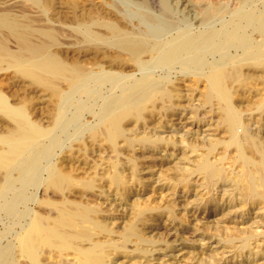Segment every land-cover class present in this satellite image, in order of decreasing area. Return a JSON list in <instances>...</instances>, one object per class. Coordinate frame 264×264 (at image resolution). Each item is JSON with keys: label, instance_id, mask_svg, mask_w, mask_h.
Masks as SVG:
<instances>
[{"label": "bare ground", "instance_id": "obj_1", "mask_svg": "<svg viewBox=\"0 0 264 264\" xmlns=\"http://www.w3.org/2000/svg\"><path fill=\"white\" fill-rule=\"evenodd\" d=\"M225 1H208L199 21L206 26L219 21L220 28L193 34L177 30L164 0L159 14L148 11L146 2L126 9L124 0H0V71L10 69L11 78L27 80L35 94L45 92L47 99L44 118L39 117L30 101L11 103L0 87V212L14 215L15 225L29 215L14 246L0 255V264H10L13 257L14 264H114L118 253L134 259L151 253L160 239L146 236L147 220L160 221L166 206L149 215L157 207L134 202L132 219L122 218L115 228L114 217L95 200L112 192L127 198L130 175L136 176L135 146L153 151L176 145L174 135L127 134L133 131L129 125H145L152 116L149 124L155 129L166 128L165 118L184 111L196 123L215 117L225 134L214 141L194 134L188 138L181 156L186 158V148L201 152L189 170L174 164L173 194L177 186L186 193L201 189L189 203L203 211L226 199L231 208L238 201L264 211V3ZM62 32L70 38L65 47ZM208 56L219 59L193 79L204 84L199 106L188 97L180 105L170 78L153 77L159 69L169 74L177 68L185 77L204 68ZM86 113L94 124L83 121ZM64 136L68 149L62 147ZM218 144L222 156L211 161ZM91 150L98 152L99 163L89 164ZM121 155L128 157L127 173ZM193 174L201 175V183L190 182ZM40 185L44 197L37 205L45 209L27 213L28 202L36 200L29 190ZM221 186L229 189L219 198L209 195ZM206 224L196 230L213 229L228 243L236 237L222 234L218 221ZM253 236L246 232L242 248Z\"/></svg>", "mask_w": 264, "mask_h": 264}, {"label": "rangeland", "instance_id": "obj_2", "mask_svg": "<svg viewBox=\"0 0 264 264\" xmlns=\"http://www.w3.org/2000/svg\"><path fill=\"white\" fill-rule=\"evenodd\" d=\"M124 1L127 2L126 9L135 8V6L142 4L141 2H146L144 6L148 11L154 14H159L163 5V0ZM208 1L211 0H164V3H166L169 7L170 19L177 22L178 31L189 30L193 34H200L203 33L208 27L214 26L216 29L220 28L219 21H216V24L214 23V25L211 24L209 26L199 23L200 19L202 18L203 9L209 3ZM219 1H221L220 3L223 5H226L227 3L225 0ZM260 3L262 5L264 0H260ZM228 5H230L231 8L234 7V3L231 1L228 2ZM261 10L262 9H259V11ZM177 30H174L173 32ZM66 33L67 32H62V35H60L63 40L67 41L62 45V47L67 46L70 39L69 37H65ZM170 34L171 33H168L163 37V39L169 37ZM231 54H235V51H232ZM218 59L219 56H208L204 60V68L200 67L195 70L193 69L188 71L185 77L182 76L179 68L171 70L169 74L167 69H159L157 72L155 71L153 77H156L155 80L159 79L158 76L161 78H170L172 83L178 87V94L180 95L179 97H181L178 101L180 105H186L187 102L185 99L188 97L191 99L190 103L199 106L198 99L201 92L204 90V84L200 81L198 83H194L193 79L198 77L201 71H206V66H210L213 62L218 61ZM243 70L247 72L246 69ZM11 75L12 71L10 69L8 71H0V87L8 95L10 102L13 103L18 100H26L27 102L30 101L28 103L31 104L29 107L33 108V113L36 112L39 114V117L44 118L47 110V99L42 95L46 93L39 91L37 94H35L27 80L19 81L15 77L11 78ZM7 76H9L10 79L7 78ZM135 77H140L139 72H135ZM6 79L8 81H6ZM107 91L108 90L106 87L105 89H102V92L105 94H107ZM203 109H201V111H207V107H204ZM177 112H180V110L178 109ZM181 114L179 116L174 115L165 118V121L167 120L166 128L155 129L153 125L149 124L150 121L153 120L154 116L147 118V123L145 122V125L140 124V126L137 128L133 127L132 125L128 126L129 128H133V131L128 130L129 132H127V134L129 136H141L144 134V131L154 134L155 136H161L162 138H167V136L169 137L170 135H174L176 145L174 147L170 146L166 148V150L162 148L154 149L153 151H146L139 148V146H135L132 150V153L134 152V157H136V176H131L128 173V178L130 175V180L128 179L129 189L127 198L121 199V196L115 195V193L112 192L107 196L102 195L98 201L95 200V202H102V208L108 211L107 213L110 212L114 217L113 227L115 228L119 227L121 220H123L122 218H124L125 221L130 218L132 219L135 209L133 204L134 202H136L140 207H157V209L152 210L149 215H155L158 212H161L165 209V206L167 209H169L167 210L168 212L161 215V217H163L160 221H153L150 219L147 220L146 226L149 227L144 230L146 236L160 239V242L151 248L152 252L147 254L145 257L139 256L140 258L137 257L135 259L131 258L130 256L127 258L124 255L118 253L114 255L113 259L116 260L114 261V264H129V262L134 264L137 261L138 264H264L263 209H257L259 208L257 205L241 206L238 204V201H234L232 204H230V206H232L231 208L229 205H227L226 199L224 200V204L222 206L216 208L210 207L206 211H203V209H197L196 205L189 203L194 199L195 194L201 189L194 191L191 188L186 193L182 188L177 186L176 193L173 194V192H171L169 187L172 188L175 184V181H173L174 178L172 177L175 176L173 171L174 164H179L183 170H189L193 168L195 163L194 161L195 159L199 158L198 154L201 152L197 151L195 153H190V151H188L186 148V158L181 156V150L185 148L188 138H190V136L193 134L198 138H201L202 136H205L206 139L211 138L210 140L212 141H214L213 139L219 138L220 140L225 138V134L221 132V129L215 126V117L213 119H209L207 117L204 118L205 120L196 123L191 117L188 118L190 115H187L185 111ZM89 116V113H86L84 115L83 121H90V123L94 124L95 122L92 121ZM208 128L209 130H207ZM62 140L63 149H68L70 141L66 136H64ZM182 140L184 142H181ZM58 151L57 156H60V149ZM222 152V144H218L217 149L213 152L210 160H217L222 156ZM229 152V157H232L233 153L231 151ZM97 154V151L91 150V153L89 154L90 158L88 159L90 165L99 163V157ZM104 154L103 156L105 157L107 154L106 152ZM127 158V156L121 155V161L126 168V173L129 172V170H127L128 164L125 163L128 161ZM225 165L226 164H224L225 168H229V165ZM191 181H196L197 184H199V182L201 183V175L193 174L190 178V182ZM224 188L229 189V187L225 186L216 187L215 191L212 192L211 190L209 195L219 198ZM29 192L35 195L36 200L28 202L26 208L24 209L28 211L27 213L31 214L34 212L41 213V209L44 210L45 206L41 205L42 207H40L37 204L38 201L44 197L43 186L40 185L38 188L31 187ZM203 192H205V190ZM204 196L206 197L208 195L205 194ZM228 197L229 196H227V198ZM22 208L23 207H21V209ZM228 209L233 211L236 210V213L228 214ZM128 211H131V213ZM28 216L29 215L26 214L25 218H23L20 223L15 225L14 215L7 214L6 212H0V255L6 248H12L14 246L17 233L21 231L20 225L26 224ZM217 221L223 227L222 234L225 233L226 235L232 233L233 237L236 236L235 239L232 240V243L226 242L223 236L216 235L217 233L213 229L207 231V233H203L201 230H196L197 228L201 229V226H204L206 223H208V225H214ZM247 231L253 232L255 236L248 240L249 243L247 248H242L243 244L241 238L246 235ZM238 243L240 245H238ZM133 248V245L129 243L127 249L131 251ZM68 260H70V258H68ZM9 263L14 264V257ZM19 263L20 262H18V264Z\"/></svg>", "mask_w": 264, "mask_h": 264}]
</instances>
